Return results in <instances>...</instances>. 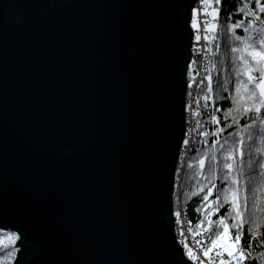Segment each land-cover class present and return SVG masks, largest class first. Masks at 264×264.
Segmentation results:
<instances>
[{"label": "water", "instance_id": "obj_1", "mask_svg": "<svg viewBox=\"0 0 264 264\" xmlns=\"http://www.w3.org/2000/svg\"><path fill=\"white\" fill-rule=\"evenodd\" d=\"M196 2L0 0L13 264H197L173 199Z\"/></svg>", "mask_w": 264, "mask_h": 264}, {"label": "trees", "instance_id": "obj_2", "mask_svg": "<svg viewBox=\"0 0 264 264\" xmlns=\"http://www.w3.org/2000/svg\"><path fill=\"white\" fill-rule=\"evenodd\" d=\"M201 6L207 24L210 71L194 95L197 127L190 150L178 160L184 168L182 206L193 231H205L209 244V238L215 240L216 233H223L222 218L231 240L235 224L244 233L243 243L247 245L251 238L252 245L246 248L250 258L241 261L237 251L228 262L264 264V96L257 87L264 60L255 55L264 52L260 43L264 40V12L260 11L264 0L259 5L256 0H221L220 4L201 0ZM239 20L244 25L232 29L230 26ZM246 45L253 47L246 49ZM232 48L240 51L232 52ZM174 203L175 214L177 196ZM18 239L17 232L0 228V264H13Z\"/></svg>", "mask_w": 264, "mask_h": 264}, {"label": "built area", "instance_id": "obj_3", "mask_svg": "<svg viewBox=\"0 0 264 264\" xmlns=\"http://www.w3.org/2000/svg\"><path fill=\"white\" fill-rule=\"evenodd\" d=\"M196 4L198 8V15H196V21L198 24L196 23L197 25L194 29L195 37H193V41L191 44L192 89L188 92L189 95L187 96V104H189L187 106V109L192 110L194 114H196V107L194 103V95L196 89L198 88L200 81L204 77L209 75L210 68V56L208 48L206 46V18L205 15L202 14L203 9L201 6V0H197ZM197 37H199V39H197ZM187 82H189V80ZM186 122V137L182 145V152H184L182 155H187V153L189 152L190 143L193 140L195 134V122L192 119H189ZM185 141H187V143H185ZM179 189H181L180 186ZM178 206H180V209L178 210V218H176L175 215V231L177 232V239L181 242L184 247L186 245L187 248L191 250L190 254L193 260L198 264H220L221 259H223V261L225 262L228 258H230L227 253H222L217 247H213L211 252L205 254V250L209 245V243L207 242L208 237L206 232L193 231L191 223L184 215L181 200H179ZM178 231L180 233H178ZM198 241L199 243H197ZM217 252L221 254L219 257L217 256Z\"/></svg>", "mask_w": 264, "mask_h": 264}, {"label": "snow or ice", "instance_id": "obj_4", "mask_svg": "<svg viewBox=\"0 0 264 264\" xmlns=\"http://www.w3.org/2000/svg\"><path fill=\"white\" fill-rule=\"evenodd\" d=\"M203 2L204 3H207L208 0H203ZM215 3L216 4H220L221 3V0H215ZM256 3H257V5H259L260 4V0H256ZM245 7H247V5H245ZM240 11H244V9L241 8ZM260 11L261 12H264V6H261L260 7ZM251 14L252 15H255L254 12H252ZM257 19H259V17H257ZM249 23H251V22H249ZM243 25H244V21L243 20H239L235 24L231 25L230 27L232 29H235L237 27H242ZM194 26H196L195 25V22H194ZM205 27H207V24L205 25ZM244 31L247 32L248 31V28L247 27H244ZM197 39H199V37H197ZM234 39L235 40H241V37L240 36H235ZM260 43H261V45H264V40H261ZM251 47H253V45H246V49L247 48H251ZM231 51L232 52H237V51H240V49H238V48H232ZM249 55H252V53H249ZM255 55L260 56L261 59L264 60V52H258V53H255ZM241 59H243V57H241ZM261 76L264 77V70H261ZM249 79L251 80V79H253V77L250 76ZM261 83H264V81H261ZM260 86L261 85L258 83L257 84V87H260ZM237 87L239 88V85ZM261 94L264 95V88L261 89ZM252 95L255 96V93L253 92ZM261 104L264 105V101H261ZM257 111H259V109H257ZM218 131H222V129H218ZM185 143H187V141H185ZM225 178H227V177H225ZM233 183H236V181H233ZM204 199L207 200L208 197L205 196ZM177 215H179V213H177ZM237 215H239V213H237ZM219 223L222 224V225H224V231H223V233H221V232L216 233L217 239H215V240L209 238L210 239L211 246L208 247L205 250V254H207L208 252H211L213 247L219 246L218 243H217V241L219 239H221L225 234H228L229 233V227H228V225L225 224L223 218L219 221ZM233 227L236 229L235 236H234V240H235V243L239 246L237 255L239 256V258H240L241 261L246 260V259L250 258V255H251L250 252L246 251V248L251 247L252 240L250 238V240L248 241L247 245L245 243H243L242 241H243V235H244V233H242L240 231V225L239 224H235V225H233ZM228 238H229V240H231L232 239L231 235H229ZM197 243H199V241ZM220 255L221 254L219 252H217V256L219 257ZM228 255H229V257H231L233 255V252L232 251H228ZM220 264H224L223 259H221Z\"/></svg>", "mask_w": 264, "mask_h": 264}, {"label": "rangeland", "instance_id": "obj_5", "mask_svg": "<svg viewBox=\"0 0 264 264\" xmlns=\"http://www.w3.org/2000/svg\"><path fill=\"white\" fill-rule=\"evenodd\" d=\"M213 15H215L216 14V11H214V10H212V12H211ZM202 14L204 15V11H202ZM196 15H198V8H197V4H196V6L193 8V10L191 11V20H190V28L192 29V31H193V37H195V32H194V29L196 28V26H194V22H195V25H197L198 23H197V21H196ZM197 23V24H196ZM192 41H193V39H192ZM206 46H207V43H206ZM209 60H211V58L209 59ZM210 62V61H209ZM191 64V63H190ZM189 64V65H190ZM209 71H210V69H209ZM207 77V76H206ZM186 78H187V81L189 80V82H190V85H189V82H187L188 83V86L190 87L191 86V83H192V66H189L188 67V71H187V75H186ZM187 95H188V93L186 94V100H185V106H186V108H187V106L189 105V104H187L186 102H187ZM194 126H195V131H196V127H197V124L196 123H194ZM187 128V127H186ZM191 129H192V127H191ZM190 129V130H191ZM189 130V131H190ZM180 209V206H178V208H177V212L175 213V215H176V218H178V215H177V213H178V210ZM175 212V211H174ZM229 235L228 234H225L221 239H219V241L217 242L218 243V245L220 246L219 248V250L223 253V252H225V253H227L228 254V251H232L233 252V256H234V254H235V252H237L238 251V248H237V244L235 243V241L234 240H229ZM181 244V243H180ZM181 246L183 247V249H184V251L186 252V253H191L190 251L191 250H189L188 248H187V246L185 245V247L181 244ZM211 246V244H209L208 245V247H210ZM207 247V248H208ZM218 247V246H217ZM216 248V247H215ZM189 250V251H188ZM191 255V254H190ZM192 258V257H191ZM193 259V258H192ZM227 261H229V258L227 259ZM198 264V263H197ZM228 264H239L236 260H232L231 262H228Z\"/></svg>", "mask_w": 264, "mask_h": 264}, {"label": "bare ground", "instance_id": "obj_6", "mask_svg": "<svg viewBox=\"0 0 264 264\" xmlns=\"http://www.w3.org/2000/svg\"><path fill=\"white\" fill-rule=\"evenodd\" d=\"M191 20V19H190ZM189 25H190V21H189ZM189 66H191V64L189 65ZM195 74V73H194ZM192 89V87L190 86H188L187 87V93L190 91ZM189 95V94H188ZM187 95V96H188ZM187 103V102H186ZM186 107V106H185ZM193 110H195V109H193ZM189 119H192L194 122L196 121V119H195V114H194V112H192V110H189V109H187V108H185V120L187 121V120H189ZM186 124H187V122H186ZM185 137H186V135H185ZM180 154H183L184 152H182L183 150H182V147H180ZM184 174V168H183V166H182V164L180 163V162H177V165H176V169H175V185L176 184H178L180 187H181V189H179V186L177 187V191H176V194H174V192H173V199H174V197L175 196H177V205H179V200H181V203H182V199H181V193H182V177H181V175H183ZM174 205H175V203H174ZM174 209H175V207H174ZM175 215V214H174ZM185 215V214H184ZM175 220H176V218H175ZM176 222V221H175ZM176 232V231H175ZM177 233V232H176ZM178 233H180L179 231H178ZM178 236H177V234H176V238H177ZM177 241H178V243H181L178 239H177ZM181 245V244H180ZM18 247V246H17ZM220 246H218L217 248L218 249H220L219 248ZM18 250H19V247H18ZM17 253H18V251H17ZM190 257H192L189 253H187ZM16 256H17V254H16ZM227 260L224 262V264H227Z\"/></svg>", "mask_w": 264, "mask_h": 264}]
</instances>
